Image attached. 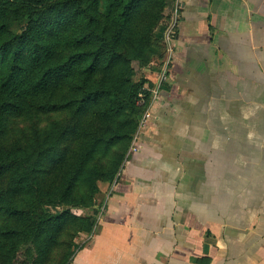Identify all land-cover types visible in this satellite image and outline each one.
<instances>
[{
    "label": "crops",
    "instance_id": "crops-1",
    "mask_svg": "<svg viewBox=\"0 0 264 264\" xmlns=\"http://www.w3.org/2000/svg\"><path fill=\"white\" fill-rule=\"evenodd\" d=\"M180 15L169 81L67 264H264V0Z\"/></svg>",
    "mask_w": 264,
    "mask_h": 264
},
{
    "label": "trees",
    "instance_id": "trees-1",
    "mask_svg": "<svg viewBox=\"0 0 264 264\" xmlns=\"http://www.w3.org/2000/svg\"><path fill=\"white\" fill-rule=\"evenodd\" d=\"M148 2L149 0H0V137L11 127L8 123L9 116L16 117L19 110L26 111L29 103L26 104L24 100L44 93L52 79L77 74L85 77L84 85L76 89L73 99L60 107L66 110L74 106L73 120L61 135L63 149L70 146L69 139L75 136L80 145L77 154L81 156L75 157L73 171L61 193L63 200L70 196L74 187L78 188L79 183L83 185L84 181L87 182V185L84 183L85 187L91 188L90 194L93 197L97 195L98 186L95 182L100 178L94 177L93 158L98 157L99 150L106 149L108 143L120 144L130 137L129 130H125V125L122 126L124 123L116 122L113 128L106 121L125 112L129 113L137 101L136 89L132 93H125L126 83L122 79L117 80V88L87 85L89 82L86 79L96 70L97 64L104 63V68L110 70L117 61L122 60V55L116 52L118 33L108 37L100 34L96 30V21L100 14L106 13L118 21L120 30H124L132 20L135 9ZM70 25L73 28L70 29ZM56 26L59 28H55ZM96 40L100 41L99 45L95 43ZM146 59L143 58L141 63L145 64ZM137 87L138 85H134V88ZM118 98H122L119 100L120 104H114V100ZM41 107L43 113L49 108L46 105ZM36 111L38 113V109ZM54 122H49L45 127L37 126L35 137L44 132V141L50 144L49 126H53ZM104 132H112V135L104 139ZM35 137L22 146L16 143L6 147L0 143V172L10 170L15 174L11 178V195H27L26 205L21 209L11 204L0 206V217L4 218L0 226V244L6 238L11 242L14 237H20L24 233L37 248L33 261H39L57 243L60 235L57 233L58 229L68 216L67 212L53 215L44 210L49 202L46 197L50 196L41 190L43 172L39 165L58 152L50 157V147L36 145L33 148L34 159L31 160L28 152ZM116 160L115 169L122 157ZM113 172L114 170L110 174ZM72 219L81 226L79 231L84 233H89L95 222L90 217L72 216ZM60 222L62 223L58 226ZM11 223L15 226L10 227ZM20 227L23 228L22 231L18 230ZM3 244L5 248L7 243ZM72 249V243L65 244L60 264L68 263Z\"/></svg>",
    "mask_w": 264,
    "mask_h": 264
},
{
    "label": "rangeland",
    "instance_id": "rangeland-1",
    "mask_svg": "<svg viewBox=\"0 0 264 264\" xmlns=\"http://www.w3.org/2000/svg\"><path fill=\"white\" fill-rule=\"evenodd\" d=\"M180 8L181 0H149L144 6L135 9L132 20L124 30H120L121 27L118 21L110 17L112 15L106 13L100 14L96 21V30L100 34L108 37L118 33L116 52L122 55V60L117 61L115 67L110 70L104 68V63L97 64L96 70L86 79L89 82L87 85L117 88V82H119L117 80L122 79L126 83L125 93H132L134 89L138 93L134 109L129 113L125 112L108 118V121H106L112 124L110 126L113 128L117 124L116 122L118 124L124 123L122 126L125 125L124 128H127L125 130H129L130 137L120 144L108 143L106 149L99 150L98 157L93 158L92 164H95L93 165L94 170L92 169L94 177L100 178L95 182L98 186L97 194L109 193L107 187L109 190L132 150L138 147L139 133L141 128L146 125V117L150 115L151 107L158 100L161 87L169 81L170 54L172 52V42L181 20ZM69 27L70 29L73 28L72 25ZM55 28L59 27L56 26ZM95 43L99 45L100 41L96 40ZM145 57L147 58L146 63L142 64L141 60ZM75 71L76 69L73 72ZM84 81L85 77L78 74L71 77L66 75L65 77L54 78L44 93L41 92L24 100L26 104L29 103L26 111L24 109L22 112L19 110L16 117L9 116L8 123L11 127L0 137L3 140L0 142L1 145L6 147L16 143L20 146L28 143L29 139L35 137L37 126L45 127L49 122L55 121L53 126H49L51 132L49 142L51 143H45L44 137L46 134L41 132L30 144L28 153L30 159L33 160V148L36 145L50 147V157L58 152L50 160L46 161L44 159L39 165L43 172L41 190L50 196L46 197L49 202L44 206V210L53 215L67 212L68 217L62 221L64 223L58 229L57 233H60V235L57 243L44 259L33 261L37 248L31 242V239L22 233L20 237H14L11 242H9V238H4V242L1 241L7 243V245L4 248V244H0V247L2 246L0 248V264H60L65 244L72 243L74 249L80 243L77 242V239L84 233L79 231L81 226L75 219H72V216L90 217L95 220L101 211L100 207L95 206L97 195L94 198L90 194L91 188L87 189L85 187L87 185L86 181H84L85 185L79 183L78 188L74 187V191L64 200L62 199L64 197L61 196L76 163V161L74 162L75 157L79 156L77 153L80 145L77 144L78 141H76L75 136H69L70 146L63 149V141L60 140L63 136L61 138V135L73 120L74 106L72 105L66 110H62L60 107L73 99L76 89L83 86ZM134 85H138V87L134 88ZM121 99L114 100V104H120L121 101L119 100ZM43 105L49 107L44 113L41 107ZM51 106H54V108ZM126 108L129 109L128 106ZM36 109H38V113H36ZM111 135L112 132H104L103 138L107 139ZM58 140L60 141L58 142ZM118 157H122V160H119V166L115 169L117 162L115 159ZM97 158L100 159L97 160ZM113 170L114 172L110 174ZM12 177H15V174H12L10 170L0 172V206L11 204L15 208L21 209L26 205L27 195H11ZM103 187H106V190H103ZM3 220L4 218L0 217V226L3 224ZM14 226L11 223L10 227ZM56 227L55 229H57ZM18 230L22 231L23 228L20 227ZM59 230L61 231L59 232ZM86 234L89 235L90 232Z\"/></svg>",
    "mask_w": 264,
    "mask_h": 264
},
{
    "label": "built area",
    "instance_id": "built-area-1",
    "mask_svg": "<svg viewBox=\"0 0 264 264\" xmlns=\"http://www.w3.org/2000/svg\"><path fill=\"white\" fill-rule=\"evenodd\" d=\"M136 150H137V148H134V149L132 150V153L135 152Z\"/></svg>",
    "mask_w": 264,
    "mask_h": 264
}]
</instances>
